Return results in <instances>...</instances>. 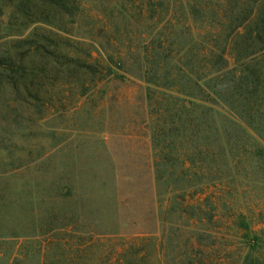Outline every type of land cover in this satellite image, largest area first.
<instances>
[{"label":"rangeland","instance_id":"rangeland-1","mask_svg":"<svg viewBox=\"0 0 264 264\" xmlns=\"http://www.w3.org/2000/svg\"><path fill=\"white\" fill-rule=\"evenodd\" d=\"M166 1L176 16L156 8L149 19L146 0H0V39L33 33V43L44 47L24 60L25 51L18 52L16 86L0 80V202L16 204L1 214L12 215L15 226L38 227L46 211L47 229L59 228L51 233L93 238L83 253L87 264H110L112 246L121 251L132 237L167 233L160 213L168 204L155 195L152 118L138 64L148 25L191 26L179 7L191 0ZM66 55L89 60L101 74L78 87L63 66ZM233 194L221 196L217 216L238 212L264 228V189L241 186ZM72 253L64 250V264ZM51 255L34 263L51 264ZM158 255L147 264H158ZM210 261H226L220 242Z\"/></svg>","mask_w":264,"mask_h":264},{"label":"trees","instance_id":"trees-1","mask_svg":"<svg viewBox=\"0 0 264 264\" xmlns=\"http://www.w3.org/2000/svg\"><path fill=\"white\" fill-rule=\"evenodd\" d=\"M146 2L149 19L156 8L164 16H176L177 7L166 0ZM179 7L191 26L168 21L160 29L148 25V41L138 58L152 118L155 195L168 204L160 213L167 216L161 219L167 233L162 239L132 237L121 251L113 245L110 264H147L158 254V264H212L219 242L226 261L218 264H264V228H255L238 212L217 216L223 194L234 195L241 186L264 189V0H210L208 5L191 0ZM32 36L0 39L1 83L16 86L19 51H25L24 60L44 50ZM62 59L80 88L92 81L88 77L101 74L87 59ZM107 60L118 66L113 57ZM108 72L113 75L111 68ZM210 190L214 192L205 195ZM14 205L0 202V264H36L34 258L45 260L50 254L51 264H64L67 249L74 258L66 264H87L83 253L97 241L51 233L59 228L47 229L46 211L38 227L32 221L15 226L12 215L1 214Z\"/></svg>","mask_w":264,"mask_h":264}]
</instances>
